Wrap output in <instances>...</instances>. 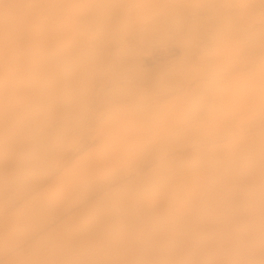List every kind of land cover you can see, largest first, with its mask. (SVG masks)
I'll use <instances>...</instances> for the list:
<instances>
[{
  "label": "bare ground",
  "instance_id": "1",
  "mask_svg": "<svg viewBox=\"0 0 264 264\" xmlns=\"http://www.w3.org/2000/svg\"><path fill=\"white\" fill-rule=\"evenodd\" d=\"M0 264H264V0H0Z\"/></svg>",
  "mask_w": 264,
  "mask_h": 264
},
{
  "label": "rangeland",
  "instance_id": "2",
  "mask_svg": "<svg viewBox=\"0 0 264 264\" xmlns=\"http://www.w3.org/2000/svg\"><path fill=\"white\" fill-rule=\"evenodd\" d=\"M130 78H131V79L133 78V80L135 79L134 77H129V78H127V79H128L129 81H131ZM116 79H117V78H116ZM143 80H144V78H142V81L139 80V82H140V81L143 82ZM145 80H146V79H145ZM108 81H109V79H108ZM135 82H136V80H135ZM143 83H144V82H143ZM143 83H142V84H143ZM144 84H145V83H144ZM144 84H143V85H144ZM140 85H141V83H140ZM145 85H146V84H145ZM140 87H141V86H140ZM142 87H146V86H142ZM101 89H102V88H101ZM101 89H100V90H101ZM100 90H99V91H96V92L94 93V96H93V97H95V98L97 97L96 99H98V100L100 99V97L102 98L101 95H100V97H98V96H99L98 94H100V93L103 94V92H104V91L101 92ZM102 90H103V89H102ZM104 90H105V89H104ZM97 92H98V93H97ZM106 93H107V92H105L104 94H105L107 97H110V96H109L108 94H106ZM96 95H98V96H96ZM103 97H104V96H103ZM107 97H106V98H107ZM121 97H123V96H121ZM121 97L119 98L120 100H125L124 98L121 99ZM106 98H105V99H106ZM103 100H104V98H103L101 101H103ZM106 100H108V98H107Z\"/></svg>",
  "mask_w": 264,
  "mask_h": 264
}]
</instances>
